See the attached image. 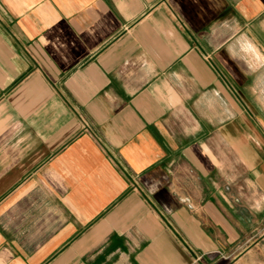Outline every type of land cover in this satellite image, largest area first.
Returning a JSON list of instances; mask_svg holds the SVG:
<instances>
[{
  "label": "crops",
  "instance_id": "0c3cea01",
  "mask_svg": "<svg viewBox=\"0 0 264 264\" xmlns=\"http://www.w3.org/2000/svg\"><path fill=\"white\" fill-rule=\"evenodd\" d=\"M0 264H264V0H0Z\"/></svg>",
  "mask_w": 264,
  "mask_h": 264
}]
</instances>
